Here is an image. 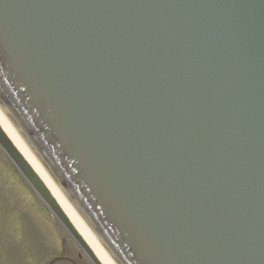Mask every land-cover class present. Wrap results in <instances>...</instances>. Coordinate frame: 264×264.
I'll return each mask as SVG.
<instances>
[{
  "label": "water",
  "instance_id": "95a60500",
  "mask_svg": "<svg viewBox=\"0 0 264 264\" xmlns=\"http://www.w3.org/2000/svg\"><path fill=\"white\" fill-rule=\"evenodd\" d=\"M0 105L120 264H264V0H0Z\"/></svg>",
  "mask_w": 264,
  "mask_h": 264
},
{
  "label": "rangeland",
  "instance_id": "374dc122",
  "mask_svg": "<svg viewBox=\"0 0 264 264\" xmlns=\"http://www.w3.org/2000/svg\"><path fill=\"white\" fill-rule=\"evenodd\" d=\"M61 251L79 264H93L0 148V264H73L48 262Z\"/></svg>",
  "mask_w": 264,
  "mask_h": 264
},
{
  "label": "bare ground",
  "instance_id": "6f19581e",
  "mask_svg": "<svg viewBox=\"0 0 264 264\" xmlns=\"http://www.w3.org/2000/svg\"><path fill=\"white\" fill-rule=\"evenodd\" d=\"M0 122L9 133L11 138L15 141V143L20 147V149L24 152L30 162L34 165V167L38 170L41 176L45 179L54 193L57 195L65 209L68 211L69 215L73 219L79 231L85 237V239L92 246L96 254L103 261L104 264H117L115 260L111 257L106 248L102 245V243L97 239V237L90 230L86 222L83 220L79 212L70 202V200L66 197L60 187L54 182L51 176L48 174L46 169L43 167L37 156L31 150L25 139L20 135V133L16 130V128L11 123L8 118L6 112L0 105Z\"/></svg>",
  "mask_w": 264,
  "mask_h": 264
}]
</instances>
